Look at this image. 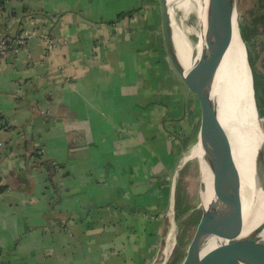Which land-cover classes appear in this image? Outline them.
Instances as JSON below:
<instances>
[{
    "label": "crops",
    "instance_id": "crops-1",
    "mask_svg": "<svg viewBox=\"0 0 264 264\" xmlns=\"http://www.w3.org/2000/svg\"><path fill=\"white\" fill-rule=\"evenodd\" d=\"M141 4L0 8V264H159L199 118Z\"/></svg>",
    "mask_w": 264,
    "mask_h": 264
},
{
    "label": "water",
    "instance_id": "water-1",
    "mask_svg": "<svg viewBox=\"0 0 264 264\" xmlns=\"http://www.w3.org/2000/svg\"><path fill=\"white\" fill-rule=\"evenodd\" d=\"M233 3L234 0H207L204 37L222 20ZM157 4L160 15L161 35L167 57L182 82L192 94L199 110L197 142H199L203 151L202 159L199 160L200 188L198 209L200 217L186 250L194 236L199 235V248L204 251V254L201 255L200 251L197 258H192L187 255L185 250L181 264H264V238L257 235L246 239L241 238L245 220V199L247 193L244 194L239 169L232 157L223 123L219 116V102L213 96V85L217 69L212 63L197 60L194 57V49L199 42L198 33H201L202 25H200L199 18L196 15L198 30L194 33L195 39L187 35L184 40L185 44H183L185 50L189 53L191 61V64L185 67L179 58L169 26L167 0H157ZM236 26L240 36L238 15L236 16ZM241 42L244 46L245 59L250 72L253 102L256 110L252 73L242 39ZM259 119L262 125L264 118L259 117ZM262 129L264 132L263 125ZM263 144L260 156L261 171L258 177V184L262 192H264ZM186 159H189V157ZM180 166L177 167V170ZM47 169H49V166ZM52 176L51 173V178ZM211 179L225 192L229 203L227 215L217 229H213L208 209L203 205L201 197L206 182ZM172 222L174 224V220ZM263 230L264 224L259 227V231Z\"/></svg>",
    "mask_w": 264,
    "mask_h": 264
},
{
    "label": "bare ground",
    "instance_id": "bare-ground-1",
    "mask_svg": "<svg viewBox=\"0 0 264 264\" xmlns=\"http://www.w3.org/2000/svg\"><path fill=\"white\" fill-rule=\"evenodd\" d=\"M190 2L196 5L195 13L202 25L201 33H198L199 42L194 49V57L212 63L217 69L213 96L219 102V116L232 157L239 169L244 194L247 193L241 238L246 239L255 235L264 238V230L259 231V227L264 224V192L258 184L264 132L254 107L250 72L245 59L244 46L237 31V3L234 0L227 14L204 37L207 0H167L169 26L179 58L185 67L191 64L189 53L183 45L185 34L181 36L174 26L171 7L184 8ZM199 154L201 160L203 151L197 142L196 152L189 158ZM202 196L203 203L207 205L211 225L213 229H217L223 223L229 209L225 192L211 179L206 182ZM200 251L199 235H195L188 256L197 258ZM202 254L204 251H201Z\"/></svg>",
    "mask_w": 264,
    "mask_h": 264
},
{
    "label": "trees",
    "instance_id": "trees-1",
    "mask_svg": "<svg viewBox=\"0 0 264 264\" xmlns=\"http://www.w3.org/2000/svg\"><path fill=\"white\" fill-rule=\"evenodd\" d=\"M4 2L5 0H0V8L4 6ZM144 3L145 0H142V4L140 6L141 8H139L140 10L145 8ZM156 6L158 7V4H156ZM259 6L262 11L258 13L253 12L250 20L247 23H244L242 16L238 15V27L241 39L244 42L246 48L248 64L250 70H252L251 73L257 114L260 118H264V59H261L262 63L260 61V64H258L259 55L264 49V0H259ZM133 11H135V9L129 11L127 14H132ZM158 26L161 34L160 18L158 20ZM197 117L199 118L198 107ZM262 124L264 128V122ZM2 128H4V124L1 123L0 118V129ZM197 133L198 123L196 134ZM173 206L174 221L177 229L176 241L175 246L171 251L170 257L165 264H181L185 255L186 247L191 239V234H187V231L189 229L195 230L200 217L199 209L195 210L188 202V199L186 198L180 185L179 179H177L175 182Z\"/></svg>",
    "mask_w": 264,
    "mask_h": 264
},
{
    "label": "rangeland",
    "instance_id": "rangeland-1",
    "mask_svg": "<svg viewBox=\"0 0 264 264\" xmlns=\"http://www.w3.org/2000/svg\"><path fill=\"white\" fill-rule=\"evenodd\" d=\"M236 3H237V15L242 16L244 23H247L250 20V17H251L253 12L258 13V12L262 11V9L259 6V0H236ZM144 4H145V8L143 9V12H142V14L144 15V18L142 20L146 24H147V22H149L151 30L154 26H156L158 28L159 40H160L161 34L159 31V26H158V20L160 18V15H159L158 7L156 6V4H157L156 0H145ZM195 6L196 5L193 2H190L184 8H177L175 6L171 7V10L173 13V24H174V26L179 30L178 32L181 34V36L183 34H185V37H187V35H189V37L192 39H195L194 33L198 30L197 16L195 13ZM149 7H150V10H149ZM151 36L154 37L155 35H153L151 33ZM261 59H264V49L261 52V54L259 55V58H258L259 63L258 64H260V61L262 63ZM176 75H178V74H176ZM181 89L185 90L188 93L191 100H194L192 97V94L186 88L184 83L181 84ZM182 90H180V91H182ZM195 113L197 116V111ZM263 122H264V120L262 121V123ZM194 135H195V130L192 129L191 134H190V136L192 137V140H190V146L187 149V151L183 157L184 160L187 157H189L192 153L196 152L197 140H193ZM263 154H264V144H263ZM200 157H201V154H199L196 157L193 156L192 158L186 159L184 163L182 161L180 169H179V173H178V177H179L178 179L180 181V185L182 187V190L184 191V194H185L186 198L188 199V202L193 206V208L195 210L198 209V204H199V188H200L199 160H200ZM201 197H203L202 193H201ZM203 205L205 207H207V205L205 203H203ZM168 216H169V219L171 222L169 223V228L167 229L168 232L166 235V239H167L169 232L172 231L173 237H174L173 240L176 241L177 229H176L175 221H174V224L172 222V220H174V206H173V204L169 208ZM198 217H199V215H198ZM193 232H194V229L193 230L189 229L187 231V234L188 233L191 234V237H192ZM166 239H165V242H166ZM193 240H194V238H193ZM193 240H192V242H193ZM165 242H164V246H165ZM192 242L186 250L187 255H189L188 253H189V250L191 248ZM160 255H161V259H160L159 263L162 262L164 254L161 253ZM168 257H170V256L168 255Z\"/></svg>",
    "mask_w": 264,
    "mask_h": 264
},
{
    "label": "built area",
    "instance_id": "built-area-1",
    "mask_svg": "<svg viewBox=\"0 0 264 264\" xmlns=\"http://www.w3.org/2000/svg\"><path fill=\"white\" fill-rule=\"evenodd\" d=\"M32 35L30 30H22L18 34H16L12 38H7V37H0V58L6 53L7 50L9 49H15L17 50L18 48L22 47L25 45L27 39ZM173 232L170 231L166 242L165 246L162 249V253L164 254L162 262L159 264H165L168 260V255L170 256L171 251L173 247L175 246V240H173Z\"/></svg>",
    "mask_w": 264,
    "mask_h": 264
}]
</instances>
